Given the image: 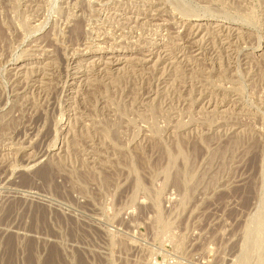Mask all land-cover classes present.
<instances>
[{"label": "rangeland", "instance_id": "rangeland-1", "mask_svg": "<svg viewBox=\"0 0 264 264\" xmlns=\"http://www.w3.org/2000/svg\"><path fill=\"white\" fill-rule=\"evenodd\" d=\"M0 264H264V0H0Z\"/></svg>", "mask_w": 264, "mask_h": 264}, {"label": "bare ground", "instance_id": "bare-ground-1", "mask_svg": "<svg viewBox=\"0 0 264 264\" xmlns=\"http://www.w3.org/2000/svg\"><path fill=\"white\" fill-rule=\"evenodd\" d=\"M79 29V28H78ZM89 79V78H88Z\"/></svg>", "mask_w": 264, "mask_h": 264}]
</instances>
